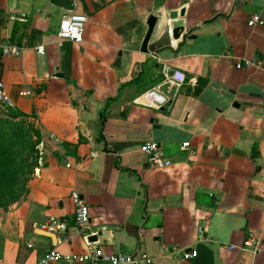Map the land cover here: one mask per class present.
<instances>
[{
  "label": "crops",
  "instance_id": "1",
  "mask_svg": "<svg viewBox=\"0 0 264 264\" xmlns=\"http://www.w3.org/2000/svg\"><path fill=\"white\" fill-rule=\"evenodd\" d=\"M73 1V12L87 17L81 42L58 37L65 10L49 0H0V80L11 107L33 113L26 118L44 150L28 194L0 211V264H34L51 248L83 253L89 244L107 253L138 247L149 264H264V64L233 62L263 56L264 24L247 20H264V0ZM151 14L157 22L145 53ZM177 25L195 37L173 38L167 26ZM5 44L21 55L2 54ZM143 63L145 85L124 86ZM163 67L182 69L186 81L148 87ZM197 77L207 82L196 96ZM146 140L172 164L148 163ZM73 189L89 209L83 230ZM51 219L64 228L48 229ZM181 248L197 256L179 261Z\"/></svg>",
  "mask_w": 264,
  "mask_h": 264
},
{
  "label": "built area",
  "instance_id": "2",
  "mask_svg": "<svg viewBox=\"0 0 264 264\" xmlns=\"http://www.w3.org/2000/svg\"><path fill=\"white\" fill-rule=\"evenodd\" d=\"M85 14H77L73 11H65L61 17L58 37L61 39H68L73 42H81L83 39L84 24L86 22ZM247 24L249 26L263 25L264 20L259 14L251 15ZM36 51L39 53H44L43 47L41 45L35 47ZM1 52L4 55L19 56L21 55L22 48L13 44H5L1 47ZM229 57V56H227ZM234 67L237 69L256 67L262 68L264 64V54L262 57L254 55L252 57L236 58L234 57ZM164 82L173 84L176 86L182 85L186 81V74L182 69L163 67L162 69ZM23 95L27 92L23 91ZM11 99L6 91V86L3 81L0 80V107L7 108L11 106ZM189 142H183V147L186 148ZM140 151L145 157L146 161L157 168H164L172 164V161L166 157L160 148V145L155 140H146L141 143ZM70 197L74 204V220L78 229L83 230L87 223L89 222V209L82 196L78 190L73 189L70 192ZM55 220L51 219V223L48 229L53 230L55 228H64V224H55ZM198 233H202V229H198ZM200 236V235H199ZM252 238H247L244 242L246 246H252ZM230 248L234 246H229ZM255 252L256 246L251 248ZM197 256L196 249L181 248L177 254L179 261L193 259ZM61 259H65L67 262H85L91 261L93 263L97 261H102L106 264H149L150 259L147 255L140 250V248H134L131 252H117V253H107L103 251L101 247H90L83 253H71L62 255L55 248H51L44 252L34 264H52ZM180 264V263H179Z\"/></svg>",
  "mask_w": 264,
  "mask_h": 264
},
{
  "label": "trees",
  "instance_id": "3",
  "mask_svg": "<svg viewBox=\"0 0 264 264\" xmlns=\"http://www.w3.org/2000/svg\"><path fill=\"white\" fill-rule=\"evenodd\" d=\"M145 64H142L139 75L124 86L145 85L148 74ZM162 79L163 77L152 80L148 87ZM118 92L115 97L106 100L102 115L112 102L118 100L120 90ZM7 108L9 118L0 116V210L3 211L28 194V182L39 166L36 146L41 141L40 131L32 123L22 120L33 113L26 114L11 106Z\"/></svg>",
  "mask_w": 264,
  "mask_h": 264
},
{
  "label": "water",
  "instance_id": "4",
  "mask_svg": "<svg viewBox=\"0 0 264 264\" xmlns=\"http://www.w3.org/2000/svg\"><path fill=\"white\" fill-rule=\"evenodd\" d=\"M49 2L59 8H62L65 11H73L74 10V1L73 0H49ZM185 9L181 8L179 11V14L182 16L184 14ZM177 17V11H170L169 12V18L173 19ZM157 22V17L153 14L149 15L148 19H147V25H148V29L147 32L144 36L143 42L141 44V51L147 53L149 51L147 45H148V41L150 39V36L152 34V31L154 29V26ZM167 29L169 31V33H172V37L173 38H178L180 36V34L183 32V36L189 35L187 34L188 32H185L184 27L181 25H177L174 26L173 28L170 29L169 26H167ZM190 37H195L194 35H189ZM156 55V54H155ZM61 75V74H59ZM207 80L203 77H197L195 79V83L192 89V94L193 95H199L201 90L203 89V87L205 86ZM129 108V103H125L122 107H121V111L119 112L118 116L119 117H125L127 110ZM150 122L154 124V128H159L160 126L157 125V119L151 117L150 118ZM87 239L89 241H95L97 239V236L95 235H89L87 237Z\"/></svg>",
  "mask_w": 264,
  "mask_h": 264
},
{
  "label": "rangeland",
  "instance_id": "5",
  "mask_svg": "<svg viewBox=\"0 0 264 264\" xmlns=\"http://www.w3.org/2000/svg\"><path fill=\"white\" fill-rule=\"evenodd\" d=\"M0 116L5 117V118L6 117L9 118L8 108H5V107L2 108V107H0ZM18 119H22V118H18ZM15 120H17V119H15ZM22 120H26L27 122L31 123V121H28L27 118L26 119L24 118ZM36 149L38 150V163H39V166H37L35 168L34 174L31 176V178H30V180L28 182V189H29V183L33 179L35 173L37 172L38 167H40V165L43 163V152H44V150H43V145H42L41 142H39V144L36 146ZM0 211H3V210H0ZM0 215H1V212H0ZM0 243H1V235H0Z\"/></svg>",
  "mask_w": 264,
  "mask_h": 264
}]
</instances>
